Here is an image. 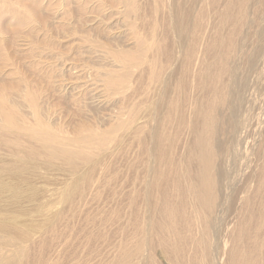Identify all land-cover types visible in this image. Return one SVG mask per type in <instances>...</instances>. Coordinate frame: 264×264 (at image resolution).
<instances>
[{
    "label": "rangeland",
    "instance_id": "374dc122",
    "mask_svg": "<svg viewBox=\"0 0 264 264\" xmlns=\"http://www.w3.org/2000/svg\"><path fill=\"white\" fill-rule=\"evenodd\" d=\"M246 1L0 0V264H177L165 242L198 230L184 204L195 134L227 171L248 159L225 96L257 18ZM246 96L253 184L220 220L233 231L226 252L236 219H264V72Z\"/></svg>",
    "mask_w": 264,
    "mask_h": 264
},
{
    "label": "bare ground",
    "instance_id": "6f19581e",
    "mask_svg": "<svg viewBox=\"0 0 264 264\" xmlns=\"http://www.w3.org/2000/svg\"><path fill=\"white\" fill-rule=\"evenodd\" d=\"M246 3H249V10L256 7L255 17L257 18H247L246 20L248 28L244 34L251 33V40L243 44V48L245 47L244 49L249 53L244 62V71L240 72L239 64L226 69L229 75V83L225 87V96L226 104L230 110V119L227 127L234 136L237 147L235 151L242 155L241 147L243 146L248 159L240 158L236 165H233L227 171L220 167L219 163L213 158V149L206 145L207 139L195 134L193 148L197 156L198 169L193 174H189L188 177L196 176L197 184L190 188L192 193L187 191L190 200L185 201L184 204L191 203L194 209V217L198 222L197 226L187 222L185 227L188 230L195 228L198 230L194 235L182 236L176 234L171 241L165 242V246L174 254L177 264H264L262 257L264 253V219L259 224L255 220L254 211L246 220H244L245 217L241 218L240 215L238 220L234 216V220L236 219L237 221V223H234L236 225L234 231L240 234L232 237V242L235 245L227 252L225 251L226 239L231 235L230 232L232 230L229 231L230 223L228 224L226 221L221 224L220 221L226 210H233L234 206L237 205L236 202L239 203L245 199L247 190L253 184L251 180L252 174H249V167L253 163L250 159L252 155L245 146V137L249 130L247 127H240L239 115L242 102H247L246 91L250 77L259 76L264 72V0H248ZM236 7V9L233 8L236 11L232 9L234 12L231 13L232 16L226 18L234 28H237L241 17L237 3ZM238 30L239 28L237 32ZM236 49L241 50L242 48ZM212 120L217 123L219 120L217 114L212 115ZM208 127H210V122ZM214 148L220 154H223L228 149V147L222 148L219 142L215 144ZM260 188L259 186L258 191ZM248 206L246 205L245 207L248 208ZM258 208L260 212H264V200L259 202ZM250 210L247 212L250 213ZM230 212L229 214L232 215V211ZM243 212L242 215L246 211ZM229 217L231 221V216ZM163 220L168 222V230H170L172 228V212L167 210ZM218 221L221 224L220 228L218 227ZM252 223L254 224V236H249L250 241L245 245L242 242L243 234H245L247 226ZM260 232H263L261 237L257 235ZM209 239L211 242H209ZM227 253L230 256L226 257L224 261L223 257ZM220 254H222V257H220Z\"/></svg>",
    "mask_w": 264,
    "mask_h": 264
}]
</instances>
